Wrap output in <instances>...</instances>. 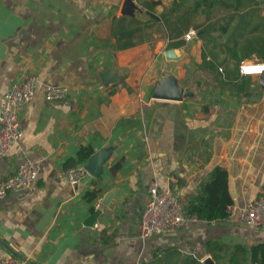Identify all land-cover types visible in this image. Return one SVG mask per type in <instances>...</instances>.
I'll return each instance as SVG.
<instances>
[{
  "label": "crops",
  "instance_id": "crops-1",
  "mask_svg": "<svg viewBox=\"0 0 264 264\" xmlns=\"http://www.w3.org/2000/svg\"><path fill=\"white\" fill-rule=\"evenodd\" d=\"M172 1L133 0L139 11L130 15L121 12L125 0H0V97L12 83L38 77L34 98L19 114L24 133L0 161V175L28 158L39 164L30 188L0 199V259L191 264L187 257H194L201 264L211 257L209 239L229 246L264 242V227L246 228L237 216L221 223L185 217L172 233L136 236L152 180L184 206L220 166L228 173L231 205L264 195V90L259 100L240 97L197 71L201 41L193 34L200 43L195 48L184 37L193 29L176 47L178 37L149 16ZM197 49L193 64L189 56ZM107 70L115 80L105 84L100 74ZM165 78L189 95L154 98ZM46 84L66 85L68 93L47 101ZM87 146L92 154L109 151L100 175L88 174L77 185L61 181L60 171L74 165L77 151ZM93 189L96 197L86 199ZM109 191L111 199L101 204ZM96 209L91 226L86 220Z\"/></svg>",
  "mask_w": 264,
  "mask_h": 264
},
{
  "label": "trees",
  "instance_id": "trees-1",
  "mask_svg": "<svg viewBox=\"0 0 264 264\" xmlns=\"http://www.w3.org/2000/svg\"><path fill=\"white\" fill-rule=\"evenodd\" d=\"M155 4L150 3V11ZM149 16L157 23H163L171 38L178 37L173 43L176 47L185 42L182 36L188 30H194L195 38L202 45L201 62L196 70L204 71L211 84L229 87L232 94L240 97L262 98L264 89L258 79L252 81L250 76H242L239 72L240 62L245 59L264 64V5L259 0H173L161 14L150 12ZM92 153L90 146L81 147L72 159L74 165L86 164ZM119 165L120 162L113 167L119 168ZM98 192L87 190L86 199H93ZM231 204L228 173L223 167L215 166L208 178L201 181L188 197L184 216L221 223L229 218L227 208ZM241 224L249 229H259ZM205 246L216 264H264V242L229 246L222 239L213 238L206 241ZM165 251L168 250L159 253ZM195 261L196 258L187 257L188 263L194 264Z\"/></svg>",
  "mask_w": 264,
  "mask_h": 264
},
{
  "label": "built area",
  "instance_id": "built-area-1",
  "mask_svg": "<svg viewBox=\"0 0 264 264\" xmlns=\"http://www.w3.org/2000/svg\"><path fill=\"white\" fill-rule=\"evenodd\" d=\"M193 34L194 31L190 30L184 37L190 40ZM244 63L256 64L252 61H241L240 73L241 65ZM37 84L38 77L28 75L22 81L12 83L0 97V161L6 157L10 148L20 140L24 133L19 114L24 106L34 98ZM67 93L66 85L46 84L44 86V96L47 101L63 99ZM38 171V161L28 158L23 160L13 173L0 175V199L10 192H22L30 188L37 178ZM88 174L85 164H75L62 169L59 178L71 185H77ZM147 195L148 200L139 218L137 238L145 240L154 235L174 232L185 219L184 206L177 195L169 188L159 187L156 180H152L148 184ZM227 212L229 216H237L242 223L250 228H262L264 227V195L256 197L240 207L230 205ZM189 219L196 221L195 217ZM211 222L214 223V221ZM0 264H21V262L16 257H6L0 259Z\"/></svg>",
  "mask_w": 264,
  "mask_h": 264
},
{
  "label": "water",
  "instance_id": "water-1",
  "mask_svg": "<svg viewBox=\"0 0 264 264\" xmlns=\"http://www.w3.org/2000/svg\"><path fill=\"white\" fill-rule=\"evenodd\" d=\"M139 11V8L134 4L133 0H125L124 5L122 7L121 12L125 14L135 15V13ZM165 54H171V50H167ZM168 56V55H167ZM103 82L109 83L112 80H115V77L112 75L111 70H107L100 74ZM258 82L260 86L264 89V73L258 75ZM189 95L187 90L182 89L178 86L176 80L173 78H165L159 86H157L153 92V97L156 99H165V100H182L184 97ZM107 150H100L94 154H92L86 164V170L93 177H98L102 171V165L104 160L108 155ZM112 191H109L105 194L102 199L101 204L106 205L112 196ZM100 213V209H96L90 216L87 218V223L89 225H93L96 222V218ZM201 264H215L214 260L208 256L201 260Z\"/></svg>",
  "mask_w": 264,
  "mask_h": 264
},
{
  "label": "clouds",
  "instance_id": "clouds-1",
  "mask_svg": "<svg viewBox=\"0 0 264 264\" xmlns=\"http://www.w3.org/2000/svg\"><path fill=\"white\" fill-rule=\"evenodd\" d=\"M261 73H264V64L244 63L241 65L242 76H258Z\"/></svg>",
  "mask_w": 264,
  "mask_h": 264
},
{
  "label": "rangeland",
  "instance_id": "rangeland-1",
  "mask_svg": "<svg viewBox=\"0 0 264 264\" xmlns=\"http://www.w3.org/2000/svg\"><path fill=\"white\" fill-rule=\"evenodd\" d=\"M259 2L262 4V5H264V0H259ZM193 39V38H192ZM191 39V42H192V45L195 47V48H197V46L200 44L198 41H196L195 39H193L192 40ZM197 52H198V49H197V51H195V54H194V56H189L190 58H191V62L193 63V64H195L194 62H195V60L196 61H198L199 60V56L197 55ZM250 61H252L253 63H258L257 61H254V60H250ZM195 76H193L192 78H194ZM251 77V79H252V81H256L257 79H258V77L259 76H250ZM201 79V78H200ZM255 84V83H254Z\"/></svg>",
  "mask_w": 264,
  "mask_h": 264
},
{
  "label": "bare ground",
  "instance_id": "bare-ground-1",
  "mask_svg": "<svg viewBox=\"0 0 264 264\" xmlns=\"http://www.w3.org/2000/svg\"><path fill=\"white\" fill-rule=\"evenodd\" d=\"M256 64H261V63H256Z\"/></svg>",
  "mask_w": 264,
  "mask_h": 264
}]
</instances>
